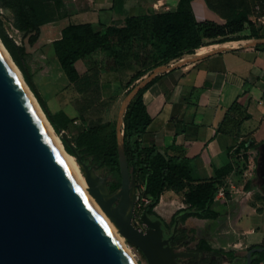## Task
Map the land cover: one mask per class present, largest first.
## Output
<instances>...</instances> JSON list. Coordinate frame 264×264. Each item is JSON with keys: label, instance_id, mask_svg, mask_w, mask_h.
Instances as JSON below:
<instances>
[{"label": "trees", "instance_id": "trees-1", "mask_svg": "<svg viewBox=\"0 0 264 264\" xmlns=\"http://www.w3.org/2000/svg\"><path fill=\"white\" fill-rule=\"evenodd\" d=\"M48 1H51L55 8H62L63 14L67 12L62 0H0V5L12 11L13 26L23 32L21 42L17 43L5 30L0 10V39L19 67L45 116L60 135L64 148L94 171L105 176L110 192L121 185L122 151L128 165L129 181L134 182L138 200L143 201V208H146L149 216L157 217L154 207L165 189L183 191V201L186 205L171 215L167 222L168 227L172 226L178 216L181 220L190 216L215 219L218 216V212L213 208L215 195L222 185V176L231 171L232 165L218 169L215 178L192 183L193 177L184 161L162 152L155 146L142 145L143 133L151 120L143 101V92L152 80L143 83L135 92L123 112L122 126H118L113 118L104 121L89 120L82 116L91 107V99L84 95V91L93 85V81H96L94 77L100 72L113 71L120 74L127 68L135 67L136 71L125 83L127 95L137 85L136 81L145 74L147 68L151 70L166 64L209 43L259 37V29L255 23L243 12L224 23L210 19L198 20L191 8V0H178L175 10L126 15L121 24L95 26L90 21L68 22L61 28L60 36L53 39L52 46L59 67L67 80L66 84H71L79 96H82L81 104L75 109L83 128L71 140L64 133L74 117H69L62 109L57 112L50 110L28 69L31 58L29 46L38 43L41 28L54 16V11L48 8ZM205 3L216 12L208 0H205ZM245 28L250 30L248 36H244ZM96 51L103 54L102 60L97 61L93 56ZM78 60L85 64L84 72L78 69ZM138 62L142 68L135 66ZM94 84L97 86L98 83ZM251 145L247 141H241L235 152L246 150ZM244 156L247 157L246 154ZM244 187H250L248 181ZM117 201L118 199L114 204ZM199 241L204 249L224 251L211 247L204 238ZM224 252L234 260L233 264H259L264 260L263 243L248 245L242 256L233 249Z\"/></svg>", "mask_w": 264, "mask_h": 264}, {"label": "crops", "instance_id": "crops-1", "mask_svg": "<svg viewBox=\"0 0 264 264\" xmlns=\"http://www.w3.org/2000/svg\"><path fill=\"white\" fill-rule=\"evenodd\" d=\"M123 6L125 0L122 9L115 10L111 3L108 10L114 9L120 14ZM191 8L198 20H214L203 1L191 0ZM175 9L174 5L169 10ZM142 12L148 10L139 12L137 6L124 16ZM123 18L119 24L123 23ZM113 19L110 16L109 22L100 20L102 25L85 21L103 26L114 23ZM259 33V37L203 45L193 53H185L153 68L139 82L152 80L143 92V101L151 116L142 136L143 146H155L184 161L193 177L192 183L215 178L218 169L232 165L231 171L222 176L223 194L215 195L213 208L218 216L215 219L190 216L188 220L192 217L194 221L207 224L208 232L198 235L206 241L208 236L216 235L222 243L233 242L237 246L242 241L240 236L244 235L242 238L249 242L245 248L254 243L264 244V193L258 185L256 166L252 171H244L246 177L242 182L235 179L239 173V156L248 157L247 150L259 151L264 146V27ZM96 54L102 53L96 51L93 56ZM77 67L81 72L86 70L82 60L77 61ZM108 73L117 78L120 75L113 71ZM59 109L72 118L77 113L73 108H50L52 112ZM82 128V121L75 116L65 133L74 137ZM241 141L252 145L235 152ZM257 158L258 155L256 164ZM246 181L250 184L248 189L244 187ZM176 192L165 189L161 193L154 207L158 214V208L165 202L173 205L179 201ZM185 205L182 201L181 207ZM181 207H176L169 216ZM259 264H264V260Z\"/></svg>", "mask_w": 264, "mask_h": 264}, {"label": "water", "instance_id": "water-1", "mask_svg": "<svg viewBox=\"0 0 264 264\" xmlns=\"http://www.w3.org/2000/svg\"><path fill=\"white\" fill-rule=\"evenodd\" d=\"M143 83L134 87L135 92ZM120 157L121 185L113 192L108 190L105 176L80 158L77 162L84 173L97 179L90 183L101 199V192L106 195L108 209L128 199L123 216L110 213L148 263L160 264L158 259H165V264H177L175 257L186 254L168 245L161 220L152 219L146 208L140 215L146 228L139 233L154 232L150 250L126 232V226L134 230L139 226L130 221L136 192L122 151ZM256 174L264 193V146L258 151ZM0 264H134L79 186L1 52Z\"/></svg>", "mask_w": 264, "mask_h": 264}, {"label": "rangeland", "instance_id": "rangeland-1", "mask_svg": "<svg viewBox=\"0 0 264 264\" xmlns=\"http://www.w3.org/2000/svg\"><path fill=\"white\" fill-rule=\"evenodd\" d=\"M66 13L63 14L62 8H55L52 5L51 1H48V8L54 11V16L51 21L46 23L42 28L39 35V41L34 46H29V51L31 53V58L29 60L28 69L31 73L33 82L37 87L40 95L48 103L51 109H56L57 107H65L70 109L77 108L78 105L82 102V96H79V93L75 88L70 84H66L67 80L62 73L59 63L54 54L52 41L54 38L60 36L61 28L70 21H85L91 20L94 23L101 24L100 20L103 22H109L110 16L114 17V23H118L124 15L128 12L129 9H135L139 6V12L141 9L145 11H163L169 10L172 6H177L178 0H125V7L123 6V12L117 14L115 10L109 9L110 4L112 7L122 9L124 0H62ZM176 1V4H175ZM205 3V0H201ZM215 7L216 12L208 9L212 12L214 20L218 23H224L227 19L243 12L255 23L258 29L264 27V0H208ZM99 11H101L99 13ZM2 22L7 33L17 42L20 43L22 39L23 32L16 29L13 24V13L8 8L1 9ZM118 17V18H117ZM97 24V25H98ZM244 36L250 34V30L245 28ZM250 38V37H248ZM233 41V40H232ZM231 42V41H228ZM214 43V42H213ZM216 43V42H215ZM211 44V43H209ZM96 60L100 61L104 57L102 54L95 55ZM172 61V60H171ZM170 62V61H169ZM140 67L139 62L135 65ZM153 69H145V74L140 77L136 83L138 84L142 79L147 77ZM136 71L135 67L127 68L120 72V75L115 76L108 72H100L98 76H95L96 81H93V85L86 88L84 91L85 96H89L91 99V107L86 110L82 116L86 119H101L109 120L115 119L117 124L122 126L123 124V112L124 104L127 101L123 100L126 97V81L130 76ZM23 77V75H22ZM120 78V79H119ZM24 79V78H23ZM25 81V80H24ZM98 83L97 86L94 83ZM114 82V83H113ZM81 97V98H79ZM88 99V98H87ZM130 100L126 98V100ZM54 100V102L52 101ZM76 110V109H75ZM75 112V111H74ZM73 115V112L70 111ZM76 113V112H75ZM76 118L81 121L80 116L76 113ZM74 116V117H75ZM79 123V122H78ZM56 132V131H55ZM57 133V132H56ZM58 134V133H57ZM72 140V136H68ZM59 138L60 135L58 134ZM61 139V138H60ZM239 165L235 179L237 182H242L246 176L244 171L247 169V158L239 156ZM77 160V158L75 157ZM82 171V169H81ZM100 174L99 172H97ZM101 175V174H100ZM178 202L175 204H170L165 202L162 207L158 208L159 214L165 219L168 220L170 213L176 208L182 206L183 201V191H177ZM254 199V198H253ZM116 201V200H115ZM114 201V202H115ZM250 201L252 199L250 198ZM143 210V201L138 200V193L135 195L134 207L132 211V221L136 226H139L142 229H145V224L140 219V215ZM195 218V217H194ZM198 219V218H197ZM191 225H195L197 234L202 235L208 232L207 224L203 222L194 221L191 217L189 220ZM197 222V224H196ZM200 223V224H198ZM244 235H241L240 238L242 241L237 246L233 245V242L222 243L216 235L208 236V243L211 247L221 249V250H230L233 249L235 252L242 256L245 252V246L249 242L243 238ZM130 246L132 253L138 264H148L146 257L143 255L142 251L137 247L130 244L125 240Z\"/></svg>", "mask_w": 264, "mask_h": 264}, {"label": "bare ground", "instance_id": "bare-ground-1", "mask_svg": "<svg viewBox=\"0 0 264 264\" xmlns=\"http://www.w3.org/2000/svg\"><path fill=\"white\" fill-rule=\"evenodd\" d=\"M0 52L2 53L4 59L6 60V62L8 63V65L10 66V68L12 69L14 74L16 75V77L18 78V80H19L20 84L22 85L23 89L25 90L26 94L30 98L32 104L34 105L36 111L38 112L40 118L42 119L48 133L50 134L54 143L56 144V147L58 148L63 160L65 161L68 168L72 172L73 176L75 177L79 186L81 187V189L85 193L86 197L89 199V201L94 206L96 211L102 217L103 221L108 226V228L110 229V231L112 232V234L114 235V237L116 238V240L118 241V243L120 244L122 249L125 251V253L130 257V259L133 261L134 264H138L135 257H134V254L132 253L130 246L125 241V240H127L126 237L120 232L119 228L117 227V225L114 222V219L111 216L112 215L111 213L120 214L121 216H123L124 211H125L126 207L128 206V203H129L128 199L126 198L125 200H123L122 203L118 207L115 206V208H112V209L109 208L108 209V207L106 206V204H107L106 195L103 192H101L102 193V199H101L100 195L98 193H96V191H94V189L90 183V180L95 182V181H97V179H95L94 175L89 174V173H84L83 171H81L80 165L78 164L75 157L64 148L61 139L59 138L58 134L55 132L54 128L52 127V125L49 122V120L47 119V117L45 116V114L42 111L39 103L37 102L36 97L32 93V91L29 88V86L27 85V83L24 81L19 67L16 65V63L14 62L12 57L10 56V53L8 52V50L6 49L4 44L2 43L1 39H0ZM134 92H135V88H133L126 95L123 102L124 101H127V102H125L123 109L130 102V100L129 99L126 100V98L130 97V99H131ZM100 190H101V188H100ZM132 211H131V220L130 221H131L133 226H136L132 221ZM124 218H125V215H124ZM126 228H127L126 232H128L129 236L134 235V236L138 237L139 239H141L143 242V245L146 246L148 249L151 246H153V244H154V241H153V233L154 232L153 231L149 232L147 234V232L145 230H142L143 234L141 235L139 233V230L142 228L138 227L135 230L132 228H129L127 226H126ZM157 258L155 257V259H157ZM155 261L157 262V260H155ZM158 263L165 264V259H163L162 262L158 259Z\"/></svg>", "mask_w": 264, "mask_h": 264}, {"label": "flooded vegetation", "instance_id": "flooded-vegetation-1", "mask_svg": "<svg viewBox=\"0 0 264 264\" xmlns=\"http://www.w3.org/2000/svg\"><path fill=\"white\" fill-rule=\"evenodd\" d=\"M2 8L7 7L0 5V10ZM258 185L261 187L260 183ZM150 217L152 219L159 218L161 220L163 238H168V245L175 247L176 251L186 254L175 257L177 264H233L234 260L224 252L226 250L214 252L200 246V237L194 226L190 224L188 218L186 220H181L178 216L172 226L168 227L167 222L170 220L171 216H169L168 220H165L158 213L157 217Z\"/></svg>", "mask_w": 264, "mask_h": 264}, {"label": "built area", "instance_id": "built-area-1", "mask_svg": "<svg viewBox=\"0 0 264 264\" xmlns=\"http://www.w3.org/2000/svg\"><path fill=\"white\" fill-rule=\"evenodd\" d=\"M247 154H248V157H247V171H252L254 170L255 166H256V163H255V158L256 156L258 155V150L257 149H250V150H247ZM224 192V189L222 187H219L218 188V191H217V195H222ZM144 199V198H143Z\"/></svg>", "mask_w": 264, "mask_h": 264}]
</instances>
